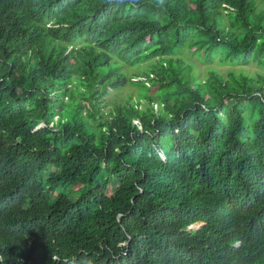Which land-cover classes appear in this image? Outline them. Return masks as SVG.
<instances>
[{"label":"trees","instance_id":"obj_1","mask_svg":"<svg viewBox=\"0 0 264 264\" xmlns=\"http://www.w3.org/2000/svg\"><path fill=\"white\" fill-rule=\"evenodd\" d=\"M185 50L264 68V0H0V264L264 258V74Z\"/></svg>","mask_w":264,"mask_h":264},{"label":"rangeland","instance_id":"obj_2","mask_svg":"<svg viewBox=\"0 0 264 264\" xmlns=\"http://www.w3.org/2000/svg\"><path fill=\"white\" fill-rule=\"evenodd\" d=\"M181 57L186 60V63H189L191 65V68L196 74V76L202 79L206 77L209 71L217 72L224 77H227L229 73H243L248 76H257L258 74H264V68L256 62H250L247 64L228 63L226 61L220 62L215 56L210 62L204 63L203 61H200L195 55L190 54L188 50H185ZM136 66L144 68L146 67V62H141ZM136 66L128 67V65L122 62L120 68H123V70L125 69L127 73H130L133 71H138ZM134 90L135 89L129 86L128 84L119 87L116 90H109L103 96V100H105L104 108L107 109L111 106L112 103L115 102L129 100V94L131 95V98H134ZM111 184L113 188H115L117 185L116 180L113 177H111ZM59 189H63V187H60Z\"/></svg>","mask_w":264,"mask_h":264},{"label":"clouds","instance_id":"obj_3","mask_svg":"<svg viewBox=\"0 0 264 264\" xmlns=\"http://www.w3.org/2000/svg\"><path fill=\"white\" fill-rule=\"evenodd\" d=\"M157 3L162 5L163 4V0H157ZM46 24H50V22H48ZM198 226H199V224L198 225H196V224L192 225V227H198ZM198 244L201 247V249L199 247H197L198 250L204 251L205 249H209V247L207 245H205L204 242H200ZM232 246H233V249L236 250V251H239L240 249L248 250L249 254H250V250H252V246H249V244L248 245L245 244L243 239L235 240L232 243ZM0 259H2V257H0ZM193 264H217V263L212 262L207 257H199L197 259V261L195 263H193ZM248 264H264V258L261 257L260 253L256 252V255L250 257V260H249Z\"/></svg>","mask_w":264,"mask_h":264}]
</instances>
